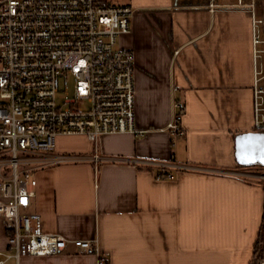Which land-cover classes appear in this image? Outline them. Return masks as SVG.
<instances>
[{
  "label": "crops",
  "instance_id": "obj_1",
  "mask_svg": "<svg viewBox=\"0 0 264 264\" xmlns=\"http://www.w3.org/2000/svg\"><path fill=\"white\" fill-rule=\"evenodd\" d=\"M238 1L114 2L138 8L118 46L133 53L134 124L144 132L101 135L97 162L85 135H60L69 142H55V151L85 160L36 170L25 210L41 215L45 231L96 237L102 264H250L264 186L236 173L233 154L232 135L254 129L251 19ZM255 1L260 13L263 0ZM174 99L185 104L184 133L172 139ZM138 160L180 166L156 179ZM8 234L0 217V250ZM19 264L98 262L68 243Z\"/></svg>",
  "mask_w": 264,
  "mask_h": 264
},
{
  "label": "built area",
  "instance_id": "obj_2",
  "mask_svg": "<svg viewBox=\"0 0 264 264\" xmlns=\"http://www.w3.org/2000/svg\"><path fill=\"white\" fill-rule=\"evenodd\" d=\"M238 3L251 19L253 125L264 129V9L258 13L255 0ZM137 11L109 0H0V217L9 231L0 264L59 253L68 243L95 255L98 264L106 262L96 237L47 232L41 215L25 209L35 195L38 168L85 160L56 152L57 135H85L97 162L103 158L97 152L101 135L143 134L134 124L133 53L118 46ZM184 109L182 100H173L166 127L172 139L184 133ZM138 163L156 179L172 177L180 166Z\"/></svg>",
  "mask_w": 264,
  "mask_h": 264
},
{
  "label": "water",
  "instance_id": "obj_3",
  "mask_svg": "<svg viewBox=\"0 0 264 264\" xmlns=\"http://www.w3.org/2000/svg\"><path fill=\"white\" fill-rule=\"evenodd\" d=\"M233 154L238 166L264 165V129L235 132ZM259 264H264V252Z\"/></svg>",
  "mask_w": 264,
  "mask_h": 264
},
{
  "label": "rangeland",
  "instance_id": "obj_4",
  "mask_svg": "<svg viewBox=\"0 0 264 264\" xmlns=\"http://www.w3.org/2000/svg\"><path fill=\"white\" fill-rule=\"evenodd\" d=\"M109 1L117 2V0H109ZM263 9H264V0L261 3V12L263 11ZM55 142L63 143V145H66V143L69 142V138H67V136L57 135L55 137ZM239 168L241 171H245V172H242V175L244 178L258 181L260 182V184L264 186V167H250V168L247 167V168H244V170H243V167H239ZM240 170L238 171L240 172ZM263 250H264V246H263Z\"/></svg>",
  "mask_w": 264,
  "mask_h": 264
},
{
  "label": "trees",
  "instance_id": "obj_5",
  "mask_svg": "<svg viewBox=\"0 0 264 264\" xmlns=\"http://www.w3.org/2000/svg\"><path fill=\"white\" fill-rule=\"evenodd\" d=\"M263 246H264V210L262 213V220L260 225V231L258 234V239L254 246V251L250 264H259L263 256Z\"/></svg>",
  "mask_w": 264,
  "mask_h": 264
},
{
  "label": "flooded vegetation",
  "instance_id": "obj_6",
  "mask_svg": "<svg viewBox=\"0 0 264 264\" xmlns=\"http://www.w3.org/2000/svg\"><path fill=\"white\" fill-rule=\"evenodd\" d=\"M239 167H243V170L244 168H250V167H264V165H259V164H255V165H250V166H239ZM242 172H245V171H242Z\"/></svg>",
  "mask_w": 264,
  "mask_h": 264
}]
</instances>
